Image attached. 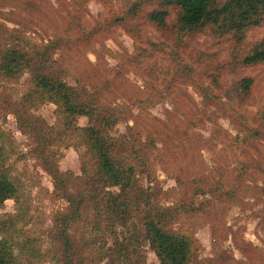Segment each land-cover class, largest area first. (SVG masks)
Returning a JSON list of instances; mask_svg holds the SVG:
<instances>
[{
  "label": "rangeland",
  "instance_id": "rangeland-1",
  "mask_svg": "<svg viewBox=\"0 0 264 264\" xmlns=\"http://www.w3.org/2000/svg\"><path fill=\"white\" fill-rule=\"evenodd\" d=\"M133 1L0 0V22L16 29L0 39L28 48L59 42L52 58L63 80L85 100L114 108L121 120L111 134L142 147L147 164L136 169L138 185L150 189L152 203L177 209L164 226L189 238L190 264H264V61L242 63L264 38V19L237 42L211 27L179 32L171 6L160 29L145 17L159 6L145 4L133 18L126 14ZM246 77L252 83L244 91L238 84ZM32 85L29 72L0 76V145L18 189V200L0 205V222L18 214L13 238L28 245L16 248L22 264H62L54 225L68 203L42 166L36 133L21 129L14 111L58 128L44 132L48 150L54 166L74 176L92 161L77 130L88 119L62 127L55 104L24 99ZM92 224L83 216L68 227L84 264H126L116 238L129 239L136 264H160L141 237L140 216L137 231L116 225L113 232L105 223L94 231Z\"/></svg>",
  "mask_w": 264,
  "mask_h": 264
},
{
  "label": "trees",
  "instance_id": "trees-1",
  "mask_svg": "<svg viewBox=\"0 0 264 264\" xmlns=\"http://www.w3.org/2000/svg\"><path fill=\"white\" fill-rule=\"evenodd\" d=\"M153 3L159 8L148 11L145 17L160 29L165 28L168 16L164 8L171 6L178 12L176 28L179 32L192 34L200 28L211 27L213 33L220 37L230 35L237 42L242 41L248 27L255 26L264 19V0H134L128 4L126 14L136 18L141 7ZM115 19L122 21L124 17ZM14 30L16 29L0 22V35L3 38L4 35L7 36V32ZM53 42L55 44L52 47ZM57 46H60L57 40L28 48L20 44L18 39L15 43L5 45L0 39V76L17 79L24 72H29L33 85L24 94V99L34 94L55 104L62 127L66 124L67 130L71 129L69 125L78 116L88 119L87 124L77 127V130L92 154V161L82 169L81 175L74 176L71 172H61L57 165L54 166L53 151L50 148L48 150L50 142L44 132H54L58 128L47 125L37 116L22 117L19 110L14 111L20 128L27 133H36L42 166L52 175L54 189L63 193L68 203L65 212L56 218L58 227L56 220L54 225L55 237L65 251L62 264H84L76 250L77 240L70 235L68 229L73 221L84 216L92 221L94 231H98L103 223L112 231L116 225L122 228L133 225V231H137L134 225L136 215L140 216L141 237L148 241L160 264H190L189 238L171 232L164 226L165 219H169L177 209L172 211V207L152 203L150 189L138 185L136 169L139 166L145 168L147 164L146 158L140 153L142 147H134L133 139L130 141L111 134V129L121 120L114 108L85 100L74 86L63 80L52 58ZM263 61L264 38L250 48L242 63L254 65ZM251 83V78H242L238 88L246 91ZM3 150L0 145V205L8 199L18 200L17 185L6 169ZM112 187H118V191L110 190ZM16 219L18 214L7 216L0 222V264H22L16 248L21 252L27 250V244L19 247V242L13 238ZM113 242L119 262L124 257L126 264L137 263L129 254V239L120 241L116 238ZM56 262L61 264L59 260Z\"/></svg>",
  "mask_w": 264,
  "mask_h": 264
}]
</instances>
